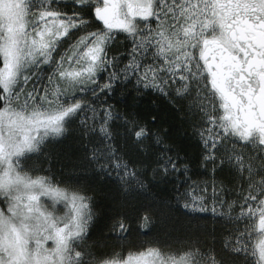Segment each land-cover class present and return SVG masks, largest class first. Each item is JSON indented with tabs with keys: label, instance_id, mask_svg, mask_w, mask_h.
Segmentation results:
<instances>
[{
	"label": "snow or ice",
	"instance_id": "obj_1",
	"mask_svg": "<svg viewBox=\"0 0 264 264\" xmlns=\"http://www.w3.org/2000/svg\"><path fill=\"white\" fill-rule=\"evenodd\" d=\"M0 264H264V0H0Z\"/></svg>",
	"mask_w": 264,
	"mask_h": 264
}]
</instances>
